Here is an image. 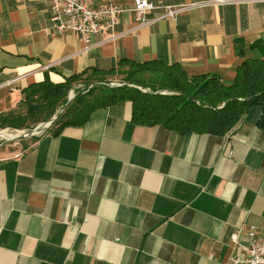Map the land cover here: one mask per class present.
Masks as SVG:
<instances>
[{
    "label": "crops",
    "instance_id": "crops-1",
    "mask_svg": "<svg viewBox=\"0 0 264 264\" xmlns=\"http://www.w3.org/2000/svg\"><path fill=\"white\" fill-rule=\"evenodd\" d=\"M242 1L144 26L123 14L118 37L96 34L87 48L55 31L49 0H0V115L30 84L115 71L121 60L177 63L188 76L230 82L245 59L264 58V2ZM109 2L130 8L133 0L92 5ZM131 113L129 102L108 106L0 159V264H231L251 226L263 240L259 108L224 135L136 124Z\"/></svg>",
    "mask_w": 264,
    "mask_h": 264
},
{
    "label": "trees",
    "instance_id": "trees-1",
    "mask_svg": "<svg viewBox=\"0 0 264 264\" xmlns=\"http://www.w3.org/2000/svg\"><path fill=\"white\" fill-rule=\"evenodd\" d=\"M87 74L28 85L17 108L0 115V129H33L63 109L48 128L57 134L66 127H81L97 110L124 102L131 104L132 122L161 125L180 134L224 135L254 107L260 109L257 125L264 129V58L245 59L234 68L230 82L215 74L188 76L179 64L161 61L121 60L115 71ZM115 74L122 75L123 82L110 87L106 77ZM75 83H83V88L73 90V99L64 108Z\"/></svg>",
    "mask_w": 264,
    "mask_h": 264
},
{
    "label": "built area",
    "instance_id": "built-area-1",
    "mask_svg": "<svg viewBox=\"0 0 264 264\" xmlns=\"http://www.w3.org/2000/svg\"><path fill=\"white\" fill-rule=\"evenodd\" d=\"M242 0H208L192 3L187 6H158L149 0H133L130 8H123L109 2L101 7H93L92 0H49V20L58 34L73 33L80 37L87 48L91 38L96 34L116 38L112 31L118 24L121 15H132L137 26L151 25L161 20H175L176 17L192 8L223 6L243 3ZM253 2H264L254 0ZM158 11L159 14L149 19L147 14ZM256 227L251 226L248 232L249 242L241 247V254L231 258V264H264V238L255 240Z\"/></svg>",
    "mask_w": 264,
    "mask_h": 264
},
{
    "label": "rangeland",
    "instance_id": "rangeland-1",
    "mask_svg": "<svg viewBox=\"0 0 264 264\" xmlns=\"http://www.w3.org/2000/svg\"><path fill=\"white\" fill-rule=\"evenodd\" d=\"M106 81L115 87V86H119L122 84L123 77L122 75L115 74L113 76H107ZM78 88L82 89L83 83L81 84L75 83L74 88L68 92L67 98L73 97L74 96L73 90L78 89ZM20 110L23 111V109H20ZM59 111L60 109H58L57 113ZM42 123H45V122H41L38 125ZM38 125H36L35 127H37ZM33 129H21V130H16V129H11V128L0 129V159L12 157L16 155L17 153L21 152L24 149L25 144L30 141L31 137H26L22 139H18V137H21L23 134L25 135L27 131H30Z\"/></svg>",
    "mask_w": 264,
    "mask_h": 264
},
{
    "label": "water",
    "instance_id": "water-1",
    "mask_svg": "<svg viewBox=\"0 0 264 264\" xmlns=\"http://www.w3.org/2000/svg\"><path fill=\"white\" fill-rule=\"evenodd\" d=\"M109 86L110 87H114L111 84H109ZM72 99H73V97H68L67 98V103L64 106V108H66L68 106V104L72 101ZM62 111H63V109L60 110L57 113V115H59ZM57 115L53 116L48 122L42 123V124L38 125L37 127H35L33 130L27 131L25 135H22L21 137H18V139H22V138H26V137H32V136L38 134L42 130H47L51 126V124L56 120Z\"/></svg>",
    "mask_w": 264,
    "mask_h": 264
},
{
    "label": "bare ground",
    "instance_id": "bare-ground-1",
    "mask_svg": "<svg viewBox=\"0 0 264 264\" xmlns=\"http://www.w3.org/2000/svg\"><path fill=\"white\" fill-rule=\"evenodd\" d=\"M24 135V134H23Z\"/></svg>",
    "mask_w": 264,
    "mask_h": 264
}]
</instances>
